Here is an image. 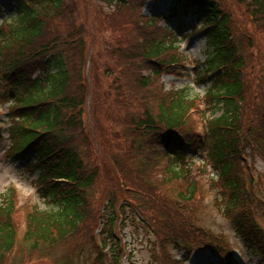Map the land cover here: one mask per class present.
I'll return each instance as SVG.
<instances>
[{
    "label": "trees",
    "instance_id": "trees-1",
    "mask_svg": "<svg viewBox=\"0 0 264 264\" xmlns=\"http://www.w3.org/2000/svg\"><path fill=\"white\" fill-rule=\"evenodd\" d=\"M67 1L16 0L12 11L6 13L0 24V104H10L11 118L6 130L9 140L7 156L19 155L36 146L38 165L33 172L38 175L34 184L38 186L39 198L45 204V208H40L38 203L34 205L27 215V231L20 239L14 219L15 188L6 190L0 199V264L7 263L6 260L13 263L30 260L34 252L51 253L54 244L60 245L63 241L66 246L74 241L80 242L83 249L92 241L95 243L94 233L100 218L98 220L94 215L92 191L98 184L97 179L104 181V172L93 148L96 145L102 149L105 142L110 147L109 153L113 154L109 167H106L111 170V183L104 182V191L108 194L104 202L107 225L99 241L102 247L97 244L89 247L91 252L87 258L91 264H104L109 256L105 254L106 250L112 253L110 259L116 264L125 256L126 248L118 225L119 207L122 211L131 209L133 213L130 215L132 218L124 217L122 222L128 221L129 224L138 218L141 226L150 230L155 237L151 249L154 252V247L164 249V253L158 255H170L169 247L172 246L184 247L182 236L188 230L179 225L180 207L193 204L199 187L193 168L199 173H207L206 162H211L222 178L219 184L227 195L223 203L225 215H235L239 236L248 244L264 248L262 229L250 213L243 211L246 189L239 177L233 175L235 161L240 157L239 143L246 114L243 106L246 79L240 50L244 43L233 26L242 27L249 36L251 34L249 39L254 42L255 31L264 32V0H240L243 5L239 16L241 22L235 21L238 15L233 18L232 13L226 12L217 0H186V3L176 0L177 5L171 10L172 17L178 16L182 8L187 14L199 18L200 28L207 31L206 54L209 57L207 64L202 65V72L203 75L217 74L211 82L207 99L221 112V116L203 118L207 132L202 149L203 166L186 162L183 151L185 146L195 145L198 138L196 128L189 121L196 101V98L189 97L191 88L187 86L162 93L154 84L163 74L180 76L185 70L183 58L174 53L177 51L175 41L168 34H162L161 38H154L150 43L136 37V41L141 43L135 45V50L126 45L117 48L122 61L138 70L135 85L142 92L148 91L149 98H155L150 104L145 101L139 103L137 113L133 112L130 118L118 122L123 124L121 127L129 136L125 138L119 132L112 135L111 131L103 134L101 131L85 132L87 102L83 75L86 29L79 25L75 27L77 30L62 32L65 19L73 17L66 11L70 7ZM107 1L115 5L122 3L116 12L128 5L126 0ZM244 31L242 34L246 35ZM129 32L135 41L132 30ZM253 42L249 43L252 45ZM37 71H40V76L34 81L32 77ZM144 71L152 74L143 76ZM154 85L155 92L151 95ZM159 145L166 148L164 156L168 158L163 183L176 185L177 182L178 185L176 190L168 192L169 195L166 193L162 201L164 206L159 204L161 200L157 198L160 196L156 195L161 186L148 179L155 166L153 161L161 160L160 156L149 153L157 151ZM151 194L155 197L153 200ZM167 207L176 211L168 223L166 216L163 222L165 231L160 235L157 231L162 227L155 230L152 222L158 219L156 215L166 214ZM176 207L178 210L174 209ZM177 211L179 216L176 218ZM177 222L178 226L174 228ZM253 247L259 250V247ZM262 255L264 257V251Z\"/></svg>",
    "mask_w": 264,
    "mask_h": 264
},
{
    "label": "rangeland",
    "instance_id": "rangeland-1",
    "mask_svg": "<svg viewBox=\"0 0 264 264\" xmlns=\"http://www.w3.org/2000/svg\"><path fill=\"white\" fill-rule=\"evenodd\" d=\"M126 1L128 5L126 7L121 6L124 8L116 12V9L122 3L119 2L115 5L107 0H69L70 7L66 11L70 12L73 17L65 19V22L62 24V32L65 34L69 33L73 28H78L79 25H84L86 29V61L83 75V88L87 102V110L84 115L85 132L101 131L103 134L104 131H111L112 135L118 134L117 132H119L126 138L129 136V133L121 127L123 124L118 122L123 118H130L133 112L137 113V107L139 108L137 105L139 103L145 101L150 104L155 100L154 97L149 98L148 91L145 90L142 92L138 85H135L136 81L134 78L138 75V70L130 67L126 61H122L123 57L117 54V51H119L117 48L126 45L135 50V45L141 43L140 41H136V37L138 40L145 42V40L151 37L152 30H157L159 34H164V28L165 26L167 27V24L158 21L157 23H159V25L155 26V29L152 26L150 27L149 24H145V19H149L152 15L150 7L143 8V0ZM217 1L220 2V5L224 7L226 12L232 13L233 18L238 15L235 21L241 22L239 16L243 11V5L240 0ZM139 6L141 7L139 8ZM159 10L161 11L160 8ZM142 16H144V18ZM181 21L182 23L185 21L189 23L192 22L191 19L186 20L185 17H182ZM175 25L181 26L179 22H176ZM236 25L238 24L236 23ZM233 28L236 32L241 34L243 37L242 42L244 43V48L240 49L244 59L243 76L246 79L243 104L246 113L244 119L247 118L244 121L248 123L246 125V132L244 133L249 135V142L255 145L257 149L256 153L261 155V153L264 154V150H258V147L264 148V32L258 33V31H255L256 38L253 42L249 39L251 34L249 36L242 27L233 26ZM129 29L132 30L135 41L132 40ZM188 29L189 27L185 28L186 31L190 32ZM243 31L246 35L242 34ZM129 36L131 39H129ZM188 36H190L188 40H178V43H176L177 45H175L178 49L174 52L188 61L186 63L189 69L186 74L181 78L165 76L161 81L154 84L157 85V89H160L162 93L172 90H181L187 86L190 87L191 91L189 92V97L196 98V101L194 106L195 109L190 114L189 121L190 125L194 126L196 130L201 131L200 129L203 128V118L219 117L221 116V112L207 99V93L210 91L209 87L211 86V82L215 80V78L209 79L208 75H203L202 72V65L207 64L209 58L206 54L208 49L207 41L201 39V36L191 38V33H189L187 37ZM245 39L249 40L246 42ZM249 42H253L252 45ZM189 66H191V68ZM155 85L151 87V95L155 92ZM3 110L4 108L2 110L0 109V114H3ZM2 117L4 116L2 115ZM6 120L5 123L9 125L10 120L7 118ZM4 136H6V134ZM8 145L9 140L6 136L0 142V199L6 194L7 189L10 187H13V189L15 188L14 204L16 212L14 219L18 237L21 239L27 231V215L36 203L39 204L40 208H45V204L43 201L39 200L36 188L31 182L32 178L34 179L35 176L28 177L27 175L18 173L15 168L13 169V167H11V161L5 160L4 150ZM109 148L106 142L103 143L102 149L96 145L93 148L94 153L99 156V164L104 172V181H98L97 186L92 191V195L94 196L92 198L93 200H91L94 215H97L98 220L99 218L102 220L101 216L103 214L106 215L103 208L104 202L108 199V194L104 191V182L108 184L111 183L109 180L111 170L106 168L109 167V160L112 161L113 156L112 153H109ZM151 154L154 155L153 153ZM259 158L260 156H258L257 159H251L248 163L242 161L239 166L236 167V170L243 176V178L241 177L243 186L244 183L247 185L250 182L249 185L253 188L252 185H255L254 179L257 180V193L264 198V162L260 161ZM154 163L155 166L152 168L153 171L149 172L150 175L148 179L154 183H159V186H161L160 191L156 192V195L160 196L157 198L161 200L159 204L164 206V202L162 201H164L166 193L169 195L168 192L176 190L178 185L177 182L176 185H164L168 182L163 183V176L167 165L165 157L161 158L159 162ZM243 163H245V166ZM15 165L17 167L19 166L18 164ZM248 166L252 168V171ZM126 167L128 169L130 168L129 166ZM193 173L198 179L199 190L197 199L195 203L186 205L180 212L177 211V214L178 212L181 214L179 225H189V229H192L195 223L212 233H219L225 237L228 236L235 248L240 247L238 243L241 241L236 240L233 233L235 228L234 223L230 217H227L225 213H223L225 208L223 202L220 201L219 194L221 191L218 189V180L212 178L209 171H207L206 174L203 172L199 173L198 171H194L193 168ZM181 187H183V185ZM183 189L184 188H182V190ZM128 193L130 194V192ZM140 195L144 197L142 192H140ZM150 198L153 200L155 197L151 194ZM245 207L243 211L248 209V204H246ZM177 208L178 207L174 209ZM130 210L123 209V211H119V213L123 215L119 217V223L124 217L126 218L127 216L133 215ZM166 211V214L160 216L156 215L158 219H154L152 222V227L155 230L162 227V229L157 231L160 235L165 231L163 229V222L166 216L168 217V220H166L168 223L170 216L174 215L176 210L167 207ZM177 216H179V214L176 215V218ZM127 222L122 225L121 223L120 225L118 224L121 227V235L124 237L123 243L126 245L124 247L127 248V256L123 257V260L119 264H180L178 263L179 261L171 260L169 258L170 256H167V254L166 257L165 254L158 255L161 254V252L164 253V249H162L161 246L159 248L157 247V249L154 247L155 252L151 249V243L155 237L150 233L149 229L141 226L138 218L135 222L133 221L131 223L130 221L128 226L125 227ZM134 223L136 225L132 226ZM101 225H106L103 220ZM176 226H178V222L174 228ZM97 227L98 229L96 232L99 234L101 226ZM63 244H65L64 241L61 242L60 245L56 243L54 247H57V249L51 248V253L41 254L34 252L30 260L24 259L14 263L11 260H6L5 262L7 263L5 264H91L87 257H84L80 263V258H82L83 254L82 250H84L85 256H87L91 252V248L89 247H93V245L96 244L100 247L99 238H95L94 244L93 241L87 244L86 249H83L80 242L76 243L74 241L67 246ZM107 252L110 253V256L106 257L103 263L116 264L110 259L112 253L109 252V250H107ZM205 252L206 251L201 253L194 252L196 254L194 257V264L219 263V261H215L211 257H205ZM67 253L71 254L68 255ZM155 253H157L156 261L158 263L154 261ZM178 258L181 259L182 257L178 255ZM245 260L248 264H256L258 262V257H252L251 252H246ZM187 264L193 263L187 262Z\"/></svg>",
    "mask_w": 264,
    "mask_h": 264
}]
</instances>
